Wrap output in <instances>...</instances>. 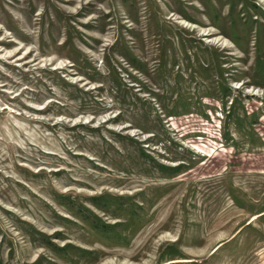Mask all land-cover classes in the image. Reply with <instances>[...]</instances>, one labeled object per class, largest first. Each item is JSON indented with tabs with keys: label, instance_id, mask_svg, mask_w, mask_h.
Returning a JSON list of instances; mask_svg holds the SVG:
<instances>
[{
	"label": "rangeland",
	"instance_id": "rangeland-1",
	"mask_svg": "<svg viewBox=\"0 0 264 264\" xmlns=\"http://www.w3.org/2000/svg\"><path fill=\"white\" fill-rule=\"evenodd\" d=\"M0 264H264V0H0Z\"/></svg>",
	"mask_w": 264,
	"mask_h": 264
}]
</instances>
